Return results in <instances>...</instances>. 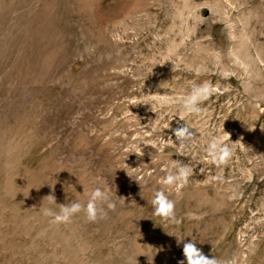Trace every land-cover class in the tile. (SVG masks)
<instances>
[{"label": "rangeland", "instance_id": "rangeland-1", "mask_svg": "<svg viewBox=\"0 0 264 264\" xmlns=\"http://www.w3.org/2000/svg\"><path fill=\"white\" fill-rule=\"evenodd\" d=\"M204 81L219 91L183 121L146 98ZM183 122L197 142L180 153L162 141ZM223 131L239 143L216 166L204 148ZM172 160L194 169L179 191L158 183ZM97 187L115 208L96 222L43 215L59 211L44 197ZM161 188L179 222L153 215ZM178 239L264 264V0H0V264H186Z\"/></svg>", "mask_w": 264, "mask_h": 264}, {"label": "clouds", "instance_id": "clouds-1", "mask_svg": "<svg viewBox=\"0 0 264 264\" xmlns=\"http://www.w3.org/2000/svg\"><path fill=\"white\" fill-rule=\"evenodd\" d=\"M231 38L236 39V36L232 35ZM163 84L165 83L160 85L161 88ZM217 91H219L218 87L212 82L204 81L194 85L191 90L184 95H175L166 92L163 95L159 93L148 94L146 95V98L154 101L162 100L168 104H178L180 107L179 120L183 121L185 115L199 116L203 114L206 109L202 107V105L213 95V93ZM260 100V97L254 96L252 98L253 105L259 107ZM142 127L145 129L148 135H151L152 131H155L157 126L155 120H149L148 123ZM172 133L175 136V140L178 142V145L173 141L172 136H169L168 140L162 141V143L170 142L180 153L186 151L197 142L195 131L185 122L179 124L175 129H172ZM138 138L139 137H134L133 139ZM229 141H231L230 134L225 131H223L221 135H213L204 148L206 159H210V161L216 166L227 164L233 155L232 149L228 143ZM231 143L236 144L239 143V141L235 143L231 141ZM140 145L141 144L130 145L126 150L133 151V149H140L143 155ZM148 145L154 149L158 148L157 141L155 140L150 141ZM156 155H158V153ZM156 155L152 156V160ZM141 167L142 165L138 168H130L133 171H139ZM171 168L174 171L168 170L166 167L161 168V171H165L166 175L161 177L158 183L167 188H174L175 190L179 191L189 183L190 177L194 174V169L189 163H184L180 160H172ZM213 179H222V177H213ZM86 195L88 196L86 204H82L75 200L66 204H57L55 195L50 194L44 197L43 200H48L54 203L59 211L53 213L50 209H44L43 215L51 217V223L56 225L70 223L72 218L81 212L84 213L87 221L96 222L98 217H101L103 212V209L98 208V203L106 202L107 208H115V204L109 201L107 194L99 187L91 190ZM151 204L153 206L154 216L160 217L164 220H170L172 222H179L177 221L175 213L176 201L170 199L169 196L166 195L164 188L156 190L153 193ZM177 242L178 244L183 243V256L186 260V264H238L235 257L225 261H221L215 256L209 258L196 246V243L193 241L184 243L183 240L178 239ZM179 264H184V261H180Z\"/></svg>", "mask_w": 264, "mask_h": 264}, {"label": "bare ground", "instance_id": "bare-ground-1", "mask_svg": "<svg viewBox=\"0 0 264 264\" xmlns=\"http://www.w3.org/2000/svg\"><path fill=\"white\" fill-rule=\"evenodd\" d=\"M22 181V180H21Z\"/></svg>", "mask_w": 264, "mask_h": 264}]
</instances>
